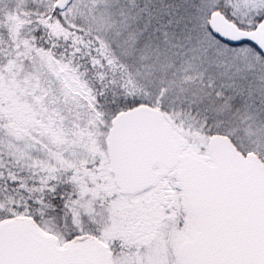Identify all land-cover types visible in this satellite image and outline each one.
<instances>
[{"label": "snow or ice", "instance_id": "1", "mask_svg": "<svg viewBox=\"0 0 264 264\" xmlns=\"http://www.w3.org/2000/svg\"><path fill=\"white\" fill-rule=\"evenodd\" d=\"M0 264H264V0H0Z\"/></svg>", "mask_w": 264, "mask_h": 264}]
</instances>
